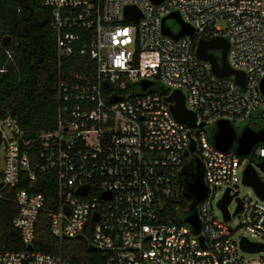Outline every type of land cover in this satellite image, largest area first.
<instances>
[{
    "label": "built area",
    "instance_id": "built-area-1",
    "mask_svg": "<svg viewBox=\"0 0 264 264\" xmlns=\"http://www.w3.org/2000/svg\"><path fill=\"white\" fill-rule=\"evenodd\" d=\"M40 6L51 10L59 56L77 52L88 68L60 80L54 131L28 139L12 115L0 119V200L16 206L13 226L24 246L0 250V264H77L34 247L43 214L54 237L83 239L100 254L86 264H264V255L246 260L240 246L244 238L264 246V200L238 191L246 169L264 164V143L249 156L256 164L245 166L235 150L213 144L219 122L239 134L245 122L264 117V0H43ZM127 8L140 19L126 17ZM172 14L194 34L164 35L163 21ZM169 21L165 26L178 34ZM218 38L227 41L228 66L245 76L243 85L235 76H216L210 62L197 58L200 42ZM175 91L185 96L195 126L172 115L166 98ZM258 123L257 132L264 128ZM197 161L208 190L195 208L199 233L184 223L193 203L184 177ZM48 174L56 185L51 204L42 193L19 189ZM221 190L217 207L230 190L232 203L241 200L240 227L258 242L237 235L230 212L229 221L216 217Z\"/></svg>",
    "mask_w": 264,
    "mask_h": 264
},
{
    "label": "trees",
    "instance_id": "trees-1",
    "mask_svg": "<svg viewBox=\"0 0 264 264\" xmlns=\"http://www.w3.org/2000/svg\"><path fill=\"white\" fill-rule=\"evenodd\" d=\"M43 0H0V119L10 114L19 121L25 137L34 139L57 126L58 84L62 77L84 72L86 59L77 52L71 58L58 54L55 32L51 27V10L42 8ZM12 54L9 60L6 51ZM90 68V67H89ZM260 119L264 126V117ZM252 128V127H251ZM191 181L197 172L194 163L187 167ZM46 196L48 204L55 197L56 185L51 175H40L32 187L23 186ZM17 214L14 204L0 200V250L24 249L20 233L13 226ZM34 247L70 263H97L100 254L89 249L83 240H61L50 232L49 217L40 216L36 223Z\"/></svg>",
    "mask_w": 264,
    "mask_h": 264
},
{
    "label": "water",
    "instance_id": "water-1",
    "mask_svg": "<svg viewBox=\"0 0 264 264\" xmlns=\"http://www.w3.org/2000/svg\"><path fill=\"white\" fill-rule=\"evenodd\" d=\"M155 4H160L164 0H151ZM126 17H131L136 20L140 19V14L133 8H127L125 11ZM167 20H173L179 27L180 31L178 34L173 35L171 30L165 26ZM162 33L166 36H169L175 40L183 36H192L194 30L188 25L184 24L178 14H172L163 21ZM229 45L226 40L218 38L210 42L202 41L200 42L196 56L197 58L208 61L212 64L213 71L216 76L220 78L235 76V80L238 85H243L245 81V76L241 73L234 72L228 66L227 63V52ZM211 52H220L219 58H216ZM143 90L145 91L148 87V84L142 85ZM261 90L264 93V80L261 83ZM168 103H172L171 112L174 118L182 124L187 126H195L196 117L195 114L188 111L185 106V96L180 91L173 92L172 95L166 98ZM260 143H264V128L260 131H254L251 127L246 126L240 134H237L235 129L227 122H219L215 127V134L213 136L214 146L221 151H229L231 149L235 150L238 156L242 158L249 157L253 149ZM195 150V143L192 142L189 152ZM188 152L185 153L187 156ZM258 168L264 171V164H258ZM201 163L197 161V174L194 176L193 182L187 183L185 188V196L188 200L193 201L192 203V215L185 219L184 223L189 224L196 233L200 231V223L198 220L197 213L195 212L196 206L206 199L208 195V190L203 182V175L200 171ZM243 183L245 185L251 186L260 200H264V183L259 179L256 169L250 165L243 176ZM81 193V192H79ZM236 196V194H235ZM233 196L228 190L223 199L219 203V208L223 214L224 220L229 221L231 216L228 210L229 205L232 203ZM237 208L233 214L235 217L241 211V200L236 199ZM66 237H63L65 240ZM241 249L244 252L248 253H257L264 251V246L260 244L250 243L247 239L241 241ZM93 251L94 249L91 248Z\"/></svg>",
    "mask_w": 264,
    "mask_h": 264
},
{
    "label": "rangeland",
    "instance_id": "rangeland-1",
    "mask_svg": "<svg viewBox=\"0 0 264 264\" xmlns=\"http://www.w3.org/2000/svg\"><path fill=\"white\" fill-rule=\"evenodd\" d=\"M174 22L173 21H169V24H173ZM221 27H223V23L220 24ZM174 31L176 32L179 28V26L177 24H174ZM218 54H220V52H218ZM259 120L257 119H251L247 122H245L243 125H241V128L240 130L238 131V133L240 134L242 132V130L246 127V126H249V127H255V128H259L261 127V125L258 123ZM242 161V166H245L247 164H250V163H253V164H256L254 158L252 157H247V158H244V159H241ZM257 172L259 174V177L260 179L264 182V172L261 171L260 168L257 167ZM241 175V173H240ZM238 191H239V195L242 197V198H245L247 196H250L251 198H253L254 200L258 201L259 198L257 196V194L255 193L254 189L251 187V186H248V185H245L243 182H241L238 186ZM223 193H224V190H221L219 191V194L217 196V198L215 199V202H214V214L216 215V217L219 219V220H222L223 221V214L221 212V210L217 207V202L219 201V199L223 196ZM237 208V204L236 203H232L230 204L229 206V212L231 214H234L235 210ZM229 226L233 229L236 230V233L238 236H245L246 238H248L250 241H253V242H258L257 239H254L250 236V234H248L242 227H240V218H238V216H235V218L229 223ZM244 258L246 260L248 259H253V258H257V257H260L264 254H261V253H254V254H248V253H242Z\"/></svg>",
    "mask_w": 264,
    "mask_h": 264
},
{
    "label": "flooded vegetation",
    "instance_id": "flooded-vegetation-1",
    "mask_svg": "<svg viewBox=\"0 0 264 264\" xmlns=\"http://www.w3.org/2000/svg\"><path fill=\"white\" fill-rule=\"evenodd\" d=\"M192 164V163H191ZM190 165V164H189ZM197 168V167H196ZM201 171V170H200ZM197 172H198V170H197ZM197 172H196V174H197ZM195 174V175H196ZM190 176H192V178L194 177V175L193 174H190ZM192 180V179H191ZM185 181H187V183H189V182H191V181H189L188 179H185Z\"/></svg>",
    "mask_w": 264,
    "mask_h": 264
}]
</instances>
